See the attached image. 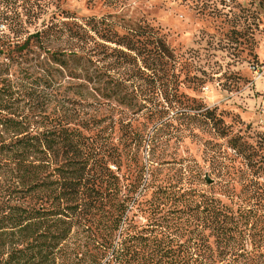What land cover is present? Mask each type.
Masks as SVG:
<instances>
[{
	"label": "trees",
	"instance_id": "1",
	"mask_svg": "<svg viewBox=\"0 0 264 264\" xmlns=\"http://www.w3.org/2000/svg\"><path fill=\"white\" fill-rule=\"evenodd\" d=\"M84 18L69 23L74 17L60 13L33 33L11 19L0 36V264H264V162L247 160L240 137L227 141L243 163L239 180L218 192L163 184L138 191L135 176L120 182L108 168L128 167L126 147L138 141L122 124L120 159L102 117L89 109L139 114L138 82L157 95L155 76L167 73L172 55L159 30L142 21L118 33L106 17ZM38 52L37 72L23 68L16 79L45 102L38 115H17L8 67ZM164 79L162 87L175 90L176 80Z\"/></svg>",
	"mask_w": 264,
	"mask_h": 264
},
{
	"label": "rangeland",
	"instance_id": "2",
	"mask_svg": "<svg viewBox=\"0 0 264 264\" xmlns=\"http://www.w3.org/2000/svg\"><path fill=\"white\" fill-rule=\"evenodd\" d=\"M43 5L46 12L41 13ZM60 13L74 17L64 21L80 24L84 17H106L118 33L124 25L142 21L158 29L170 49L167 73L160 70L155 76L160 92L153 94L147 83L138 82L145 96L139 114H125L110 105L89 109L102 117L108 148H116L120 159L122 124L128 123L137 138L136 144L126 147L128 167L120 164L117 171L108 163L120 182L132 175L138 191L148 184H163L176 191L191 187L218 192L230 179L239 180L235 171L243 167L227 145L230 137H240L237 148L243 145L249 162L260 163L261 158L264 162V79H255L251 70L252 65L264 67V0H0V36L8 34L11 19L20 20L33 33ZM42 57L30 53L8 67L17 99L10 103H15L17 115H38L44 105L43 93L36 90L28 96V87H21L16 79L23 68L37 72L34 58ZM4 63L0 55V67ZM165 75L169 81L176 80L175 90L162 87ZM68 83L65 78L63 88ZM148 110L155 114L147 115ZM203 113L208 119L200 116ZM220 133L226 138H220ZM143 194L149 197L151 189Z\"/></svg>",
	"mask_w": 264,
	"mask_h": 264
},
{
	"label": "built area",
	"instance_id": "3",
	"mask_svg": "<svg viewBox=\"0 0 264 264\" xmlns=\"http://www.w3.org/2000/svg\"><path fill=\"white\" fill-rule=\"evenodd\" d=\"M251 70L255 75V79H259V78L264 79V67H258L257 65H252Z\"/></svg>",
	"mask_w": 264,
	"mask_h": 264
},
{
	"label": "water",
	"instance_id": "4",
	"mask_svg": "<svg viewBox=\"0 0 264 264\" xmlns=\"http://www.w3.org/2000/svg\"><path fill=\"white\" fill-rule=\"evenodd\" d=\"M207 182H210L209 180H207Z\"/></svg>",
	"mask_w": 264,
	"mask_h": 264
}]
</instances>
